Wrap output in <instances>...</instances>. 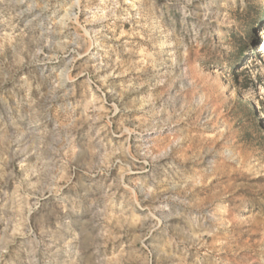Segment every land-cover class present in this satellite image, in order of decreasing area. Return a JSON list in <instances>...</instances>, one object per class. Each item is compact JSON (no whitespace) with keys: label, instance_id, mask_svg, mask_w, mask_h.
<instances>
[{"label":"clouds","instance_id":"clouds-1","mask_svg":"<svg viewBox=\"0 0 264 264\" xmlns=\"http://www.w3.org/2000/svg\"><path fill=\"white\" fill-rule=\"evenodd\" d=\"M257 37L264 0H0V264H264Z\"/></svg>","mask_w":264,"mask_h":264},{"label":"rangeland","instance_id":"rangeland-1","mask_svg":"<svg viewBox=\"0 0 264 264\" xmlns=\"http://www.w3.org/2000/svg\"><path fill=\"white\" fill-rule=\"evenodd\" d=\"M255 39V38H254ZM257 40H259L261 43H264V37H257ZM262 106H264V102H261L260 105H257L258 109H261Z\"/></svg>","mask_w":264,"mask_h":264}]
</instances>
